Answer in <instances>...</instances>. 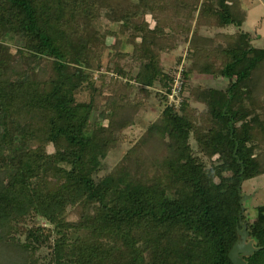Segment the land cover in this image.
<instances>
[{
  "label": "trees",
  "instance_id": "obj_1",
  "mask_svg": "<svg viewBox=\"0 0 264 264\" xmlns=\"http://www.w3.org/2000/svg\"><path fill=\"white\" fill-rule=\"evenodd\" d=\"M189 1L209 10L201 27L221 32L211 43L192 34L183 75L214 74L229 85L198 89L199 106L179 115L170 102L177 75L163 55L178 47ZM247 19L235 0H0V231L17 232L23 217L32 223L24 242L0 235V264H31L42 246L50 264H234L230 253L244 225L260 248L247 263L264 264V206L252 221L241 204L244 182L264 175V48L241 28L224 31ZM108 37L114 55L106 68L129 81L102 84L100 98L81 101L80 90L96 86ZM183 75L174 99L184 95L187 105L194 96ZM153 94L165 117L98 178L116 136ZM194 131L203 157L192 152ZM153 157L163 158L165 175L144 180L136 161ZM79 206V222L69 223ZM56 223L84 238H54ZM116 227L128 230L117 247L91 242Z\"/></svg>",
  "mask_w": 264,
  "mask_h": 264
},
{
  "label": "rangeland",
  "instance_id": "obj_2",
  "mask_svg": "<svg viewBox=\"0 0 264 264\" xmlns=\"http://www.w3.org/2000/svg\"><path fill=\"white\" fill-rule=\"evenodd\" d=\"M235 1L239 2L244 9L248 10V19L241 25V27L235 26L224 31L233 33L238 31L239 28H241L242 30L251 33V35L253 36L254 46L258 48H264V0ZM191 3L192 1L183 3V7L185 8L183 18L185 22L184 24L180 25L182 34L177 49L173 52H170L169 54L164 53L163 55L165 65H167V69L169 70L171 69V66H174L173 72L175 75H177L179 72H181V74L183 75V69L186 70L187 68L186 64L189 63V57H191L190 39L192 34H205L207 42L211 43L213 40H215L216 34L218 32H221V30L218 31L216 29H208L207 27H201L199 23H201V21H203L204 23L205 20L209 18V10L204 9L201 5L194 6L193 3ZM147 23L149 25V28L153 30L155 27V22L150 16L147 17ZM111 41L112 40H110L108 37L105 49H103L104 53L106 52L104 57H102L103 66L93 72L94 79L97 81L96 86L91 83L85 86L82 90H80V92L78 93L79 100L91 101L94 99V97H96L97 99L100 98L103 95V90L101 89L102 84H108L110 86V84L114 81L118 83L123 82L122 80H124L125 83L129 81L127 78L123 79L121 76L114 74V72H109L106 68L109 64V60L114 55L113 43ZM123 48L129 51L132 50V48L127 46V44H124ZM181 58H184L183 63H178ZM137 71L138 69H136L135 72L137 73ZM212 72L213 70L210 71V73ZM102 76H106L107 78L104 80V82L101 83ZM187 78L189 79V81H187ZM184 80V86L189 90V92L191 91V96H194L193 93H196L198 89H203L204 87L209 85H229V81L221 79L215 76L214 74H212L209 78L204 76L199 77L198 75L193 74L189 76L186 75V78L184 77ZM180 81L182 82L181 79ZM155 91H162V89L161 87L157 86V88H155ZM125 92L126 90H123L122 92L115 91L116 103H121V101L125 99ZM148 98H145L143 100V102H146V105L135 116V124L129 129H127L125 132L121 133V136H116V146L113 147V149L110 151V153L104 160L101 169L97 173L98 178H102L113 173L116 167L122 161L129 158V156L127 157V155L129 154V151L134 147L135 141L142 138V136L153 124L157 123L163 117H165L163 111L165 110L166 106L164 105V103L162 104V101L160 103V99L156 96V94H153L151 98ZM181 100L177 98H171L170 100V102L173 103L174 112H177L179 115H188L191 112V108L194 109L195 107L199 106V102L195 98V96L192 97V99L189 103H187V105L186 98L184 95H182ZM98 110L99 107H97L95 110L94 119L101 121L102 119L100 113L97 112ZM110 117L111 116L109 114L108 119L104 121V124H106L107 121L110 120ZM109 124L111 125V123ZM123 135L125 137H123ZM198 137V132L194 131L193 133H191L190 144L193 154L198 157H203L202 147ZM156 142L162 143L159 139H157ZM203 160L207 164H210V162L216 160V158H204ZM163 163V158H139L136 161L137 175L140 178H143L144 180H146L147 178L153 179L155 176H158L161 179L160 175H165V171L162 168L164 166ZM241 204L243 206V214L247 215L252 221H254V219L258 215L260 207L264 206V175L246 180L244 182ZM80 211V206L78 207L77 212L76 210H73V212L69 215L68 222L77 224L80 220ZM39 225H41L42 227L48 226V224L44 220H41V223L39 222ZM31 227L32 223L28 221L26 217H23L19 222L15 223V228L19 229L17 232L13 231L12 234L6 235L4 230H1L0 235L11 242L14 238L17 239V241L20 240L21 242H24L28 240L27 238L30 232L29 229ZM119 227L121 228V226ZM50 229L51 231H53V234L55 236L54 238L64 239L65 235H69V233H72L76 239L84 238L83 234H76L73 232V229L66 232V229L63 228L60 223L52 225V228ZM113 229L114 232L111 233H106L102 235H91V242L98 244L99 246L105 245L108 247H117L118 237L120 238V240L123 241V238H126V235H128V232H126L128 230L121 229V231L118 232L120 230L118 227ZM84 232L85 231H81L80 233ZM168 233L169 232H164L162 237H165ZM118 234L120 235L118 236ZM64 248H69V246L64 245ZM45 256H48L51 259V254L46 250L44 246H42L38 251L33 254L31 264H50L49 258ZM51 264L54 263L51 262Z\"/></svg>",
  "mask_w": 264,
  "mask_h": 264
},
{
  "label": "water",
  "instance_id": "obj_3",
  "mask_svg": "<svg viewBox=\"0 0 264 264\" xmlns=\"http://www.w3.org/2000/svg\"><path fill=\"white\" fill-rule=\"evenodd\" d=\"M249 232L247 226L240 231V240L235 245L230 253V258L234 264H248L245 257L251 256L256 251L260 250L255 246L253 240H249Z\"/></svg>",
  "mask_w": 264,
  "mask_h": 264
},
{
  "label": "built area",
  "instance_id": "obj_4",
  "mask_svg": "<svg viewBox=\"0 0 264 264\" xmlns=\"http://www.w3.org/2000/svg\"><path fill=\"white\" fill-rule=\"evenodd\" d=\"M181 79V72H179L178 74H177V79H176V82H175V87H174V93L176 94V95H178L179 94V92H180V90H181V81H180V79ZM175 94H174V96H175ZM174 96H173V98H174Z\"/></svg>",
  "mask_w": 264,
  "mask_h": 264
}]
</instances>
